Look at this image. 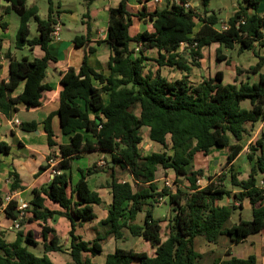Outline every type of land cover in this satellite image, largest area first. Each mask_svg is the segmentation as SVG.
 Masks as SVG:
<instances>
[{
    "label": "trees",
    "instance_id": "trees-1",
    "mask_svg": "<svg viewBox=\"0 0 264 264\" xmlns=\"http://www.w3.org/2000/svg\"><path fill=\"white\" fill-rule=\"evenodd\" d=\"M4 1L6 4L0 2V119L2 114L12 118L13 110H17L19 104H24L27 109L44 104L46 93L52 90L46 81L49 64L57 61L49 48L57 23L53 0H49V15L45 19L39 14V7L28 5V0ZM94 1L86 0L84 17L89 18ZM167 1L165 8L153 11L144 8L136 14L142 20L151 21L154 27V31L146 30L136 36L130 34L134 14L128 10V0L110 8L105 40L111 49L107 76L89 64V56L95 48L90 46L91 28L87 21L88 34L74 38L76 46L87 47L83 64L79 71L70 67L61 72L60 107L44 121L49 146L59 149L57 171L71 167L73 159L87 153L97 151L110 155L111 160L102 169L111 173L113 202L108 216L98 223L106 227L105 233L98 232L91 241L77 233L79 223L97 219L94 205L101 204L102 199L90 188L88 177L101 169L96 164L87 170L81 169V176L74 184L68 173L59 172L48 186L34 189L35 196L25 211L14 198L6 204L4 210L9 219L19 220L20 226L26 221L40 220L43 228L39 234L33 230L27 233L19 230L14 242H8L0 235V264H56L48 253L65 251L56 235L47 242L48 234L55 231L48 221L56 215L71 222L70 255L74 264H96L92 258L104 252L106 237L113 235L116 240L124 239L125 230L148 242L154 254L116 247L107 255L104 264H207L196 249L197 237L216 244L221 236H228L233 243H240L264 230V130L249 146L247 157L252 163L249 176L240 179L235 173L230 174L231 184L239 187L237 192L225 185L223 176H210L208 184L201 187L199 181L205 178V170L189 168L198 153L209 155L214 148H227L226 166L233 170L235 159L244 149L242 141L258 122L264 121V55L256 50L257 47L264 49V15L260 13L264 0H236L237 10L227 20L226 29L217 28L220 18L215 11L209 14L207 7L212 0H202L203 14L195 6L185 8ZM11 13L20 17L15 48L33 50L39 46L45 55L18 59L11 50L6 51L10 73L8 79H1L5 34L10 31L5 16ZM32 19L38 30L34 37H30ZM198 22L202 25L196 30ZM132 43L137 44L138 51L137 47H131ZM183 43L187 44V51H181ZM215 43L225 49L238 47L240 52L251 50L258 62L247 69L237 67L234 83L224 82L223 71H217L213 77L199 83L193 82L190 72L193 67L201 66L203 49ZM148 50L158 51V57H148ZM218 59L230 63L227 56L219 55ZM147 61L150 62L148 70ZM162 67L176 68L186 74L170 81L162 74ZM243 73L258 74L259 80L239 82ZM22 82H25L24 90L15 96L14 92ZM247 101L249 107L244 105ZM56 115L60 117L63 132L71 134L70 143L61 144L55 140L52 121ZM20 128L33 132L38 128V122L24 121ZM145 128L151 141L163 145V151L143 154L141 143ZM84 132L91 133L94 139L85 137ZM11 149L10 144L0 141V170L1 155L10 154ZM51 157L48 164L41 165L39 173L50 167ZM117 166L129 171L134 180L119 181L115 173ZM160 168L173 169L176 183L185 178L189 183L187 191L177 188L172 192L166 186L160 189L156 184ZM9 176L12 191L24 187L18 172L11 170ZM164 197L169 198L172 206L166 238H163L160 219L154 216L156 203ZM46 198L63 210L47 207ZM225 198L233 201L227 205L218 204ZM0 200L1 208V191ZM244 202L251 205L252 218L241 217L238 223L228 226L234 211L243 209ZM146 206L149 209L144 222L137 223L139 213ZM27 211L32 213L30 218L24 217ZM40 237L44 240L41 256L30 249L40 245ZM85 254H88L87 258ZM227 255H232V249L227 250ZM213 264L258 263L253 254L248 258H218Z\"/></svg>",
    "mask_w": 264,
    "mask_h": 264
},
{
    "label": "crops",
    "instance_id": "crops-1",
    "mask_svg": "<svg viewBox=\"0 0 264 264\" xmlns=\"http://www.w3.org/2000/svg\"><path fill=\"white\" fill-rule=\"evenodd\" d=\"M121 1L122 0H95L90 7V16L89 18H86L91 28L90 46L95 48V51L91 53L89 56V64L93 68H95L99 72H102L106 76L109 75L110 73L109 59L111 55V49L108 46V44L105 42V40L108 37L109 17H110L109 10L112 7H117ZM0 2L3 4L2 0H0ZM191 2L193 3L195 7L196 6L203 7L201 0H192ZM232 3L234 6H237V3L235 0H232ZM219 4L220 5H218V11H217L215 8L211 7V3H210L209 6L207 7V9L209 10V14H211L212 11H215L218 14V12H221L222 9L223 10L225 9L224 8L225 6L222 5L224 4L222 1H220ZM167 6H168L167 0H128V10L132 14H134L133 23H132V26L130 27L131 36H136L138 33L144 32L146 30L154 31L153 23L151 21H145L136 16V14L140 10L147 8L149 11H153L157 8L162 9ZM236 10H237V7H234L230 11L227 18L220 20L221 24H220L219 29H221L223 24H227V20L230 18V16L233 15V13ZM64 13L65 12L62 13V17ZM260 13L264 15V2L261 5ZM9 15L10 14H8L7 17L5 16V20H7L8 22H9ZM71 15L73 16L74 14H71ZM83 25H84L82 26L84 27L83 32H82V29H79L76 27L77 30H75V32L73 33V35L69 37V39H63L59 36L57 39H54L53 42L49 46L52 55H54L57 58V61L53 60L49 64L46 81L52 86V90L46 93L44 104L38 108H31V109H27L24 104H19L17 110H13L12 118H8L4 114L1 115L0 141H5L8 144H10L12 147L10 154L1 155L2 167L0 170V191L3 196V205L0 208V235L4 239H6L8 242H14L17 239V236H18L17 234L19 230H24L25 233H27L29 230H33L35 233H38V234L41 233L42 231L43 222L40 220L33 221V222L26 221L23 226L16 228L15 224L19 223V220L9 219L6 216L4 208L6 204L13 198L18 201L19 207L22 206L23 204H28V206H30L31 201L33 200L35 196L33 193L34 189H40V188L48 186L55 176V173H54V171L56 170L55 164L60 160V153H59V149L57 146H53V147L49 146L48 134L45 129L44 121L51 113L57 112L60 107V94L63 89V86L61 84V72L68 70L70 67H73L77 71H79L83 64V60L86 54L87 47L85 45L78 47L74 43V38L76 35H83V34L87 35L88 34L87 23ZM201 25H202V22H198L196 30H198ZM6 35L8 39L10 32L5 34V36ZM131 47L136 48L137 44L132 43ZM221 47L222 46H220V44L215 43L203 49L204 57L201 60V66L198 68L207 70V72L205 73V75L201 77V79L198 80V82H195V83H199L205 78L213 77L217 71H223L225 83L235 82L236 77H237L236 70H237V67H239L240 65L237 63H233L231 58L228 56L227 58H229L230 63H227L226 60H219L218 56L219 55L223 56L219 52ZM8 50H11L13 55H15L18 58L17 52H16L17 49L11 46V43L8 40L6 44V39H5L4 52L2 54V62H3L4 67L1 71V79H8L9 73H10L9 59L5 58V54H4ZM256 50L259 51L261 55H264L263 54L264 49H260L257 47ZM150 51H151V54H150ZM150 51H149V54L151 56L147 55V52H146V55L148 57H152V58L158 57L159 55L158 51L156 50H150ZM31 53L32 55L29 54V55H24V56H29L31 58H34V57H43L45 55V51H43L39 46L31 50ZM208 56L209 57L212 56V57H211V61L209 62V64L208 63L206 64V61H209ZM255 58H256L255 63H257L258 58L257 57ZM222 61L225 62L226 64L225 66H221ZM156 69L157 67H155V70ZM173 69H176V68H173ZM177 70L182 73V76H180L177 79L182 78L186 74L185 72L179 69ZM192 73H193V69L189 74L190 80H192L191 78ZM262 73L264 74V67L262 69ZM244 74H247V73H243L242 75L239 76V79H238L239 82L248 80L247 78L243 77ZM227 77L230 79V82L229 81L226 82ZM255 77L257 78L253 79V81L251 82H257L259 80V75H256ZM174 80L176 79H173L170 81H174ZM24 87H25V82H22L20 86L18 87V89L14 92V95L16 96L22 93L24 90ZM79 102L84 107V103L81 100H79ZM16 119H18L21 123L24 121L35 120L38 122V128L37 130L33 132H25L21 130L20 125L15 124L14 121ZM52 124H53V129L55 131V140L61 144L70 143L71 134L67 135L63 132L61 122H60V117L58 115L54 116ZM263 130H264V121H260L254 126L250 134L247 135L245 139L242 141L244 149L239 154V156L235 159L233 170H232V173H235L240 179H246L249 176L252 163H249L250 162L249 161V162H246V164L243 163V165H240L238 164V161L242 155H245L244 157L248 159L247 155L250 151V147H249L250 144L255 143V141L259 137H261ZM84 134H85V137L89 139H94L91 133L84 132ZM148 135H149V131H148ZM151 142L154 143V145H158V146L161 145L160 143H157V142H153V141ZM143 143H144V139L141 145H143ZM153 152H161V151H153ZM90 154H97L98 157L93 158V159L85 157ZM106 154H107L106 152H97V151L84 154L81 157L73 159L71 167L64 168L59 171V172L68 173L71 176V180H72L71 183L74 184L75 182H77V180L81 176V171H80L81 169L87 170L88 168L94 166L95 164L101 169L100 171L88 177L90 188L93 191H96L102 199L101 204L94 205V209L97 214V219L94 222L79 223L77 226V233L82 235L85 240H89V241L93 240L97 235L93 239H91L86 236L85 231H87V229L91 228L92 226H95L96 228L101 227L98 223L100 220L105 219L108 216L109 208L113 202V193H112V188L110 185L112 181L111 173L110 171H106L102 169L105 167V165H102V166L100 165V161L104 160V157ZM199 155H204V154L198 153L195 156V158L198 157ZM227 155H228V152H227ZM227 155L224 156L223 159L221 158L219 160L218 159L213 160L214 165H216L215 167H218L221 164H222V167L224 166L223 167L224 169L221 170L220 173L226 172L227 171L226 169L229 168L226 166ZM49 156H54V157H51L50 160L56 159L55 162L52 163L49 161L50 167L47 170L39 173L41 165H43L44 162L48 161ZM205 156H208V155H205ZM244 162H245V159H244ZM11 170H15L16 172L19 173L20 178L22 180V184L24 186L22 189L12 191L11 189L12 180L9 176ZM204 170H205V174L207 175L208 170L207 169H204ZM115 173L119 181L132 182L134 180L133 175L129 171L123 170L119 166L115 167ZM163 173L166 174L167 177L172 176L174 179H176V174L173 169L164 170L160 168L157 173V179H156V184L158 185L160 189H161L160 181L163 179L162 177ZM205 178L203 179L206 180ZM204 186H201V187H204ZM234 188L235 189H231L233 190V192H237L239 190V187L237 186H234ZM70 191L71 189L69 188V192ZM232 201H233L232 198H225L219 201L218 204L227 205L229 204V202L231 203ZM248 204H249L248 202H244L243 209L241 210H245L248 207ZM45 205L53 210H63L57 203L51 201L48 198H46L45 200ZM148 209L149 208H147L146 206L145 210H148ZM31 216H32V213L28 211L24 215L25 218H30ZM231 219L227 224L228 226H232L234 223H237V222H232ZM163 221H161L162 226H163ZM48 225L53 227L55 231L53 233L48 234L47 242H50V240L54 238V235H56L59 238V244L65 248V251H51L48 253L50 258L55 262L54 255L57 252H67L70 254L71 240H70L69 232L71 230V222L68 218L64 216L56 215L53 219H50L48 221ZM262 234H264V230H262L259 233L250 235L248 238H246L244 241L240 243H233L228 236H221L219 240L220 239L224 240L227 244L226 249H225L226 252L224 254V257H222V259H228L231 256H236L238 258H248L250 255L254 254L257 256V263L264 264V255L258 254L257 249H255L254 247V244H255L254 239ZM67 237H69L68 241L66 242V245H64V241L65 239H67ZM199 238L201 237L196 238L195 246ZM113 239L115 241V237ZM39 240H40V245L34 248L39 250V248L42 247V250H43L44 240L42 237H40ZM205 243H206V246H208L210 249H212L211 247H215V245L218 244V243L216 244L209 243L207 240H205ZM249 244L252 245V248H249L248 246ZM115 249L116 247L112 251H106L105 246H104V252L101 255L93 257L92 261L95 262L96 264H104L106 262L107 255L111 252H114ZM228 249H232V255L230 256L227 255ZM199 252L202 253L203 258H204V253L206 252L205 251H199ZM42 254H43V251H40V256ZM87 257H88V254H85V258ZM218 258L219 257L214 258V261ZM55 263L59 264L57 262ZM133 264H139V263L134 262Z\"/></svg>",
    "mask_w": 264,
    "mask_h": 264
},
{
    "label": "rangeland",
    "instance_id": "rangeland-1",
    "mask_svg": "<svg viewBox=\"0 0 264 264\" xmlns=\"http://www.w3.org/2000/svg\"><path fill=\"white\" fill-rule=\"evenodd\" d=\"M3 4H6V2L4 0ZM192 1V0H191ZM222 1L224 4L225 9L221 12H218L219 18L224 19L227 18V16L229 15L230 11L237 6H234L232 3V0H212L211 1V7L215 8L218 11V5L219 2ZM236 1V0H235ZM202 2V0H201ZM32 4H36L39 7V14L42 18H47L49 15V9H50V2L49 0H28V5H32ZM228 4V5H227ZM53 5H54V9H55V18L57 19L58 22H60L61 24V31H60V37L63 39H69V37L71 35H73V33L75 32V30H77V28L82 29V32L84 31L82 26H84L83 24H85L87 22L86 17H84V13L86 12V0H53ZM197 10L200 13H204V6H196ZM65 12L63 14L62 17V13ZM71 14H74L73 16ZM7 17V15H6ZM9 22H10V35L7 39V35L5 36L6 39V44H7V40L10 41L11 46L15 47L14 42H15V38H16V34L18 31V28L20 26V17L16 14V13H11L9 15ZM76 26H74V25ZM220 22L217 24V27L220 28ZM30 27H31V35L30 37H34L36 35H38V30H37V23L35 20H31L30 21ZM77 27V28H76ZM81 32V31H79ZM29 47H26L24 49H17V56L18 59H22L24 55H32L31 50L28 49ZM16 49V48H15ZM188 49L186 47H181V51H187ZM150 51V50H149ZM149 51L147 52V55L151 56V51L149 54ZM220 54H222L223 56H228L231 58L233 63H237L244 69L249 68L252 65H255L256 63V55L250 51H244V52H240L238 47L235 49H225L224 47H221L220 49ZM263 52V51H262ZM264 54V52H263ZM209 57V56H208ZM211 57L210 56L208 58L209 61H206V64L211 61ZM214 57V56H213ZM211 65V63H210ZM225 62L222 61L221 66H225ZM107 67V65H106ZM146 70H148V68L150 67V62L147 61L146 62ZM162 74L168 79V80H173V79H177L180 76H182V73L180 71H178L177 69H173L170 67H162L161 68ZM207 72V70H203L200 69L198 67H194L193 68V73L191 75L192 81L193 82H198L199 79H201V77L203 75H205V73ZM258 75V74H257ZM256 75L252 74V73H247L244 74L243 77L247 78L249 81H253V79L257 78L255 77ZM230 82V79L227 77L226 78V82ZM105 99L106 101H108V96L105 95ZM244 105L246 107L250 106V103L247 101L244 103ZM137 112H139V110H136ZM254 128V127H253ZM253 128L251 129V131L253 130ZM250 131V132H251ZM143 138H144V143L143 145H141L142 148V152H144V154H148L151 153L153 151H163L164 147L162 145L158 146V145H154V143H152L149 138L148 135V129H144L143 130ZM145 144V145H144ZM171 152V151H169ZM227 148H214L212 150V153L208 156L205 155H199L198 157H196L192 163V165L189 166L190 169H197V168H204L207 169V175H206V180H201L200 181V186H204L207 184L208 182V177H214L217 178L219 176H223L224 177V183L225 185L229 188V189H235L234 186L231 184L230 182V174L232 173V170H230L229 168L226 169V172H221V170H223L224 166L222 167V164L219 165L218 167H215L216 165H214L213 160L215 159H223L224 156L227 155ZM245 155H242L238 161V164L243 165V163L246 164V162H249V160L247 158L244 157ZM54 157V156H52ZM86 158H97L98 155L97 154H90L88 156H85ZM245 159V162H244ZM56 159H54L55 161ZM104 160L106 162H109L111 160V157L109 154H106L104 157ZM251 163V162H249ZM163 179L160 181V186L161 189L166 186L168 188H170V190L172 192H176L177 188H181L184 191H187V188L189 186L188 181L185 178H181L179 179V182L176 183L175 179L172 176L167 177L166 174L163 173L162 175ZM167 177V178H166ZM167 180L170 182V185H168L166 182ZM230 203V202H229ZM147 208H149V206H147ZM172 206L170 205L169 202V198L168 197H164L162 199L159 200V202L156 203V206L154 208V215L156 218L160 219L161 221H163V230H162V234H163V238H166V235L168 233V223L169 220L172 216ZM243 215V216H242ZM244 218V219H251L252 218V207L248 204V207L245 210H241V209H237L234 211L233 215H232V222H239L240 218ZM146 217V210H144L143 212H140L137 218V223L142 224L145 220ZM106 231V227H95L92 226L91 228H88L87 231H85L86 236L93 239L98 232H100L101 234H104ZM68 238L65 239L64 241V245H66V242L68 241ZM113 235L107 236L106 239L103 241V244L105 246L106 251H112L115 247H123V248H127V249H134L136 251H145L150 253L151 255L154 254V249L150 248V246L148 245V243L145 242V240L143 238H139V237H134L130 234V232L128 230H125V238L124 239H120V240H116L114 241L113 239ZM254 247L255 249H257L258 254H263L264 255V234L259 235L258 237H256L254 239ZM253 244V243H252ZM226 242L224 240H219L218 244L215 245V247H211L212 249H210L208 246H206L205 243V239L203 237L199 238L197 240L196 243V247L199 251H205L206 253H204V258L203 261L206 263H213L214 258H222L224 257L225 254V249H226ZM249 248H252V245H248ZM30 249L35 252L37 255H40V251L42 250V247L39 248V250H37L34 247H30ZM103 258V257H102ZM54 260L55 262L59 263V264H65V263H73V259L71 257V255L67 252H57L54 255Z\"/></svg>",
    "mask_w": 264,
    "mask_h": 264
},
{
    "label": "built area",
    "instance_id": "built-area-1",
    "mask_svg": "<svg viewBox=\"0 0 264 264\" xmlns=\"http://www.w3.org/2000/svg\"><path fill=\"white\" fill-rule=\"evenodd\" d=\"M170 1H171L172 3H175V4L183 5L185 8H192V7L194 6L193 3H192L191 1H189V0H170ZM226 28H227V24H223L222 27H221V29H226ZM60 31H61V24H60V22L57 21V23H56L55 26H54V30H53V32H52V37H53V39H57V38L59 37V35H60ZM183 46L186 47L187 44H186V43H183V44H182V47H183ZM138 49H139V48L137 47V50H138ZM14 122H15L16 125H20V123H21L18 119H16ZM50 162L54 163L55 161H54V159H51ZM105 164H106V161H105V160H101V161H100V165H101V166H102V165H105ZM54 173H55V174H56V173H59V171L55 170ZM166 183H167L168 185H170V182H169L168 180H167ZM199 183H200V181H199ZM160 199H162V198H159V200H160ZM28 207H29L28 204H23V205L20 206L19 208L25 211ZM15 227H16V228H19V227H20L19 223H16V224H15Z\"/></svg>",
    "mask_w": 264,
    "mask_h": 264
},
{
    "label": "water",
    "instance_id": "water-1",
    "mask_svg": "<svg viewBox=\"0 0 264 264\" xmlns=\"http://www.w3.org/2000/svg\"><path fill=\"white\" fill-rule=\"evenodd\" d=\"M44 165L48 164V161L43 163ZM2 203V200H0V204Z\"/></svg>",
    "mask_w": 264,
    "mask_h": 264
}]
</instances>
